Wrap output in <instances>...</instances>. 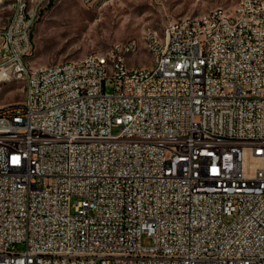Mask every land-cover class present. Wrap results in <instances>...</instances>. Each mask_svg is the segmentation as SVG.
I'll return each instance as SVG.
<instances>
[{
	"label": "built area",
	"instance_id": "2783aa9c",
	"mask_svg": "<svg viewBox=\"0 0 264 264\" xmlns=\"http://www.w3.org/2000/svg\"><path fill=\"white\" fill-rule=\"evenodd\" d=\"M51 1L0 0V90L24 93L0 106V264H264V0L148 33L134 67V40L35 64Z\"/></svg>",
	"mask_w": 264,
	"mask_h": 264
},
{
	"label": "rangeland",
	"instance_id": "374dc122",
	"mask_svg": "<svg viewBox=\"0 0 264 264\" xmlns=\"http://www.w3.org/2000/svg\"><path fill=\"white\" fill-rule=\"evenodd\" d=\"M241 1L101 0L86 7L80 0H53L33 29L32 60L38 65L78 61L89 54L107 52L114 43L134 40L140 48L137 54L128 56V66H149L152 59L143 45L145 35L157 33L162 37L165 27L175 20L218 7L232 9ZM110 87L109 83L108 91ZM23 98L22 81L2 85L0 106L20 102ZM77 200L76 197L71 200L72 211ZM142 244L151 246L152 240L144 236Z\"/></svg>",
	"mask_w": 264,
	"mask_h": 264
},
{
	"label": "bare ground",
	"instance_id": "6f19581e",
	"mask_svg": "<svg viewBox=\"0 0 264 264\" xmlns=\"http://www.w3.org/2000/svg\"><path fill=\"white\" fill-rule=\"evenodd\" d=\"M99 1L101 0H94V4L98 3ZM155 34V38L156 39H165V31L163 33V36L161 37L159 34L157 33H154ZM106 53H114V45L111 47V49L109 51H107ZM127 59H128V56H123V63H124V66H128L127 64ZM77 64H86V57H84L83 59L81 60H78L77 61Z\"/></svg>",
	"mask_w": 264,
	"mask_h": 264
}]
</instances>
